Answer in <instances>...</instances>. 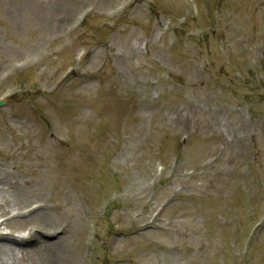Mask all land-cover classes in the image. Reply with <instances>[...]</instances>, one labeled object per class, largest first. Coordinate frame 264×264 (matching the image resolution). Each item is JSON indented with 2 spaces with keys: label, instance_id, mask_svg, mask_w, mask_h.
Masks as SVG:
<instances>
[{
  "label": "rangeland",
  "instance_id": "obj_1",
  "mask_svg": "<svg viewBox=\"0 0 264 264\" xmlns=\"http://www.w3.org/2000/svg\"><path fill=\"white\" fill-rule=\"evenodd\" d=\"M4 96L0 264H264V0H0Z\"/></svg>",
  "mask_w": 264,
  "mask_h": 264
},
{
  "label": "bare ground",
  "instance_id": "obj_2",
  "mask_svg": "<svg viewBox=\"0 0 264 264\" xmlns=\"http://www.w3.org/2000/svg\"><path fill=\"white\" fill-rule=\"evenodd\" d=\"M8 185H10V180H9L8 176L6 174L0 172V186H1L0 191L5 189V188H7V187H9ZM37 209H38V207H32L29 210V212H34ZM8 213H9V210L8 209H4L2 214H0V215L5 216ZM41 222H46V220L45 221H41ZM51 234L55 235V233H53V232L49 233L47 230L44 231L43 229H41V236L39 237V239H35L33 241L34 245L43 242V238L46 237V236H49ZM5 237H7V238H9L11 240H17V241H24V240H26L28 238V236H26V235H20V236H16V237L12 236V235H7Z\"/></svg>",
  "mask_w": 264,
  "mask_h": 264
}]
</instances>
